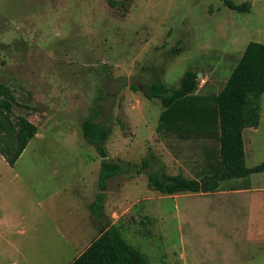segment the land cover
Wrapping results in <instances>:
<instances>
[{
    "label": "rangeland",
    "instance_id": "374dc122",
    "mask_svg": "<svg viewBox=\"0 0 264 264\" xmlns=\"http://www.w3.org/2000/svg\"><path fill=\"white\" fill-rule=\"evenodd\" d=\"M233 1L249 11L222 0H0V82L13 115L37 127L13 166L0 154V264H69L110 225L147 264H264V171L210 193L147 185L159 166L195 179L222 168L216 136L159 129L161 102L142 89L176 87L192 68L195 93L216 94L246 44L264 43V0ZM253 100L248 167L264 161V93ZM94 114L109 130L106 159L126 169L106 181L99 217L102 158L81 129Z\"/></svg>",
    "mask_w": 264,
    "mask_h": 264
},
{
    "label": "trees",
    "instance_id": "16d2710c",
    "mask_svg": "<svg viewBox=\"0 0 264 264\" xmlns=\"http://www.w3.org/2000/svg\"><path fill=\"white\" fill-rule=\"evenodd\" d=\"M222 3L238 13H246L250 8L246 1L235 3L233 0H222ZM174 51L175 54L179 49ZM197 87L198 72L188 68L176 87L155 82L146 84L142 89L146 98H158L161 102L163 110L159 129L172 130L182 138L206 135L218 139L222 168L215 169L211 174L195 179L180 172L169 174L160 166L151 169L147 173V185L162 194L215 192L223 180L264 171V161L246 166L243 138L244 128H256L259 125V105L253 97H260L264 93V43L250 41L246 44L223 87L216 94H197ZM15 102L13 89L0 82V154L10 166L15 164L37 132L36 125L26 115H13ZM95 117V114L87 117L81 129L83 138L96 147L102 158L98 174L99 190L90 205L92 213L99 217L102 214L106 181L126 169L106 159L104 142L109 130ZM149 164L148 160H144L142 167L146 168ZM137 172L140 170L137 169ZM69 264H147V257L129 244L115 225H110Z\"/></svg>",
    "mask_w": 264,
    "mask_h": 264
},
{
    "label": "water",
    "instance_id": "95a60500",
    "mask_svg": "<svg viewBox=\"0 0 264 264\" xmlns=\"http://www.w3.org/2000/svg\"><path fill=\"white\" fill-rule=\"evenodd\" d=\"M198 76H199V74H198Z\"/></svg>",
    "mask_w": 264,
    "mask_h": 264
},
{
    "label": "crops",
    "instance_id": "0c3cea01",
    "mask_svg": "<svg viewBox=\"0 0 264 264\" xmlns=\"http://www.w3.org/2000/svg\"><path fill=\"white\" fill-rule=\"evenodd\" d=\"M245 129V128H244Z\"/></svg>",
    "mask_w": 264,
    "mask_h": 264
}]
</instances>
